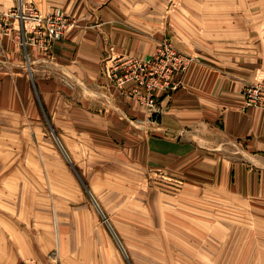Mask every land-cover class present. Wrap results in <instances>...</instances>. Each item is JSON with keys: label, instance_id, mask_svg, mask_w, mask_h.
Listing matches in <instances>:
<instances>
[{"label": "rangeland", "instance_id": "rangeland-1", "mask_svg": "<svg viewBox=\"0 0 264 264\" xmlns=\"http://www.w3.org/2000/svg\"><path fill=\"white\" fill-rule=\"evenodd\" d=\"M163 2L178 27L189 17L199 28L210 56L234 49L232 24L237 40L245 22L264 33V0ZM0 24V46L9 40L28 74L33 45L14 20ZM14 85L15 104L23 88ZM19 108L0 107V264H264V197L229 189L231 175L213 183L194 161L138 175L116 149L74 162L44 117Z\"/></svg>", "mask_w": 264, "mask_h": 264}, {"label": "crops", "instance_id": "crops-1", "mask_svg": "<svg viewBox=\"0 0 264 264\" xmlns=\"http://www.w3.org/2000/svg\"><path fill=\"white\" fill-rule=\"evenodd\" d=\"M163 1L21 0L44 14L60 10L75 26L50 51L29 49L28 74L20 53L4 41L0 56L12 70L0 68V107L20 106L26 117L36 110L73 161L80 163L93 151L116 149L138 175L194 161L199 170L213 175V183L231 175L229 189L238 184L236 193L264 197V110L247 105L243 95L256 71L264 73L262 28L251 39L253 27L245 22L237 40V25L232 24L228 44L234 49L210 56L199 51L198 35H193L199 28L189 17L184 18L185 28L178 27ZM16 2L6 0L0 10L6 12ZM163 39L194 59L181 85L164 100L167 109L150 119L135 98L110 89L102 68L117 55L148 59ZM14 84L23 88L15 104Z\"/></svg>", "mask_w": 264, "mask_h": 264}, {"label": "built area", "instance_id": "built-area-1", "mask_svg": "<svg viewBox=\"0 0 264 264\" xmlns=\"http://www.w3.org/2000/svg\"><path fill=\"white\" fill-rule=\"evenodd\" d=\"M4 20L18 24L13 30L19 32L23 46L33 45L44 52L50 51L53 43L63 40L75 25L60 10L44 14L33 4L22 2L19 7L1 14L0 23ZM192 61L193 58L177 49L171 40L163 39L148 59L117 55L105 60L102 76L110 89H116L123 97L135 98L151 119L167 109L164 100L181 85V78ZM243 95L247 105L264 110V76L245 85Z\"/></svg>", "mask_w": 264, "mask_h": 264}, {"label": "water", "instance_id": "water-1", "mask_svg": "<svg viewBox=\"0 0 264 264\" xmlns=\"http://www.w3.org/2000/svg\"><path fill=\"white\" fill-rule=\"evenodd\" d=\"M96 203V202H95ZM97 204V203H96ZM97 206H98V204H97ZM123 251L125 252V250H124V248H123ZM126 253V252H125Z\"/></svg>", "mask_w": 264, "mask_h": 264}, {"label": "bare ground", "instance_id": "bare-ground-1", "mask_svg": "<svg viewBox=\"0 0 264 264\" xmlns=\"http://www.w3.org/2000/svg\"><path fill=\"white\" fill-rule=\"evenodd\" d=\"M193 58V57H192ZM194 59V58H193ZM192 63V62H191ZM260 164V163H259Z\"/></svg>", "mask_w": 264, "mask_h": 264}]
</instances>
